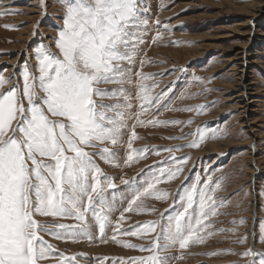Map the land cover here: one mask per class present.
<instances>
[{"label":"rangeland","instance_id":"374dc122","mask_svg":"<svg viewBox=\"0 0 264 264\" xmlns=\"http://www.w3.org/2000/svg\"><path fill=\"white\" fill-rule=\"evenodd\" d=\"M143 3L147 9L143 15L149 20L145 42L137 46L135 62L122 65L131 68L128 76L132 83L98 85L108 91L123 88L131 97L128 101L98 99L104 104L130 103V109H121L126 112L127 126L117 145L109 142L86 149L96 153L107 146L117 154L118 166L93 156L116 185L106 192L109 200L114 194L117 201L108 213L104 237L101 239L91 216L86 219L91 240L47 234L66 236V229L54 225L80 224L70 218L36 215L35 219L47 226L46 232L39 234L55 249L53 257H75L71 264H132L151 255L140 249L149 247L155 238V233H143L140 226L159 221L162 213L168 214L166 209L176 206L178 196L211 177L213 199L217 206H224L205 220L207 227L200 233L203 242L190 243L186 249L177 246L162 255L177 257L171 264H259L261 256L243 254L249 250L264 253V0ZM65 14L63 0H0V76L10 81L0 93L13 86L22 90L25 68L39 76L36 56L41 47L60 56L55 41ZM142 85L146 91L141 90ZM162 93L158 105L137 117L143 95L155 98ZM201 106L205 107L202 113ZM141 120L146 123H139ZM150 120L158 123H147ZM170 121L179 123H167ZM133 130L135 139H131ZM199 135L205 136L203 142L188 147ZM176 148L181 150L165 151ZM129 154L133 155L131 161L127 160ZM182 158L188 159L179 163ZM162 166L182 171L158 183L151 190L153 195L141 197L132 211H125L131 197L123 181L143 182L152 173L158 174ZM161 193L167 198L156 199ZM122 196L128 198L121 203ZM133 231L137 234H127ZM41 264L59 261L50 258Z\"/></svg>","mask_w":264,"mask_h":264},{"label":"snow or ice","instance_id":"6c2138e0","mask_svg":"<svg viewBox=\"0 0 264 264\" xmlns=\"http://www.w3.org/2000/svg\"><path fill=\"white\" fill-rule=\"evenodd\" d=\"M63 7L66 9L63 27L55 41L60 56L41 47L36 56L39 76L25 68L22 90L13 86L0 93V264H41L50 258L58 260L59 264H71L75 257L52 256L55 249L39 234L46 232L47 226L41 225L35 216L79 221V225H54L66 229V236L47 233L74 241L80 237L92 239L86 223L91 216L103 239L109 223L108 213L114 210L117 201L114 194L111 200L106 195L108 189L116 188L115 183L93 159L99 156L106 163L118 166L117 154L107 146L96 153L86 149L109 142L117 145L121 130L127 126L126 112L121 109H130V103L104 104L98 99L128 101L131 97L123 88L108 91L98 85L132 83L128 76L131 68L122 65L125 62L132 65L137 46L145 42L143 36L149 20L143 13L147 9L143 0H63ZM156 38L159 39V35ZM7 83L10 81L0 76V88ZM141 90L146 91V87L142 85ZM163 95L155 98L143 95L141 113L137 117L158 105ZM199 111L204 112L205 107L201 106ZM135 138L133 130L131 139ZM204 139V135H199L187 146L196 148ZM128 148H132L131 142ZM132 159L133 155L129 154L127 160ZM171 159L176 162L175 157ZM187 159L182 158L179 163ZM180 171L182 169L177 168L172 172L162 166L158 174L152 173L143 182L123 181L131 197L124 210L132 211L141 197L153 195L151 190L158 183L175 178ZM219 186L217 182L215 187ZM214 191L208 177L202 186L193 184L178 196L176 206L166 209L168 214L162 213L159 221L141 225L143 233H155V238L149 247L140 249L151 255L132 264H171L177 257L162 253L171 252L177 246L186 249L190 243H202L204 236L200 233L207 227L205 220L217 214V207L224 206L216 205ZM127 198L122 196L120 202ZM155 198L166 199L167 194L161 193ZM76 228L80 231H75ZM261 242L264 243V236ZM243 255L261 256L259 264H264V253L249 250Z\"/></svg>","mask_w":264,"mask_h":264}]
</instances>
